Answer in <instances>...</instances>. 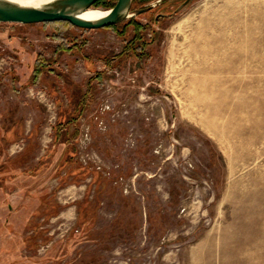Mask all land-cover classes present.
Wrapping results in <instances>:
<instances>
[{
	"label": "rangeland",
	"instance_id": "obj_1",
	"mask_svg": "<svg viewBox=\"0 0 264 264\" xmlns=\"http://www.w3.org/2000/svg\"><path fill=\"white\" fill-rule=\"evenodd\" d=\"M150 6L0 23V264H264V0Z\"/></svg>",
	"mask_w": 264,
	"mask_h": 264
},
{
	"label": "water",
	"instance_id": "obj_2",
	"mask_svg": "<svg viewBox=\"0 0 264 264\" xmlns=\"http://www.w3.org/2000/svg\"><path fill=\"white\" fill-rule=\"evenodd\" d=\"M99 0H53L40 7H27L9 0H0V23L8 24H43L67 22L83 30H98L117 25L134 15L149 11L153 6L131 13L132 0H116L113 7L100 9L107 15L98 20H86L80 16L96 9Z\"/></svg>",
	"mask_w": 264,
	"mask_h": 264
},
{
	"label": "bare ground",
	"instance_id": "obj_3",
	"mask_svg": "<svg viewBox=\"0 0 264 264\" xmlns=\"http://www.w3.org/2000/svg\"><path fill=\"white\" fill-rule=\"evenodd\" d=\"M9 1L20 4L22 6L37 8L49 2H52L53 0H9ZM106 15H107V12H104L102 10H95V11L90 10V11L83 13L80 17L86 20H98L100 18H103Z\"/></svg>",
	"mask_w": 264,
	"mask_h": 264
},
{
	"label": "trees",
	"instance_id": "obj_4",
	"mask_svg": "<svg viewBox=\"0 0 264 264\" xmlns=\"http://www.w3.org/2000/svg\"><path fill=\"white\" fill-rule=\"evenodd\" d=\"M106 1L112 3V1H114V0H99V1L95 4V7L101 5L102 3L106 2ZM114 4H115V3H113V4L111 5V7H113ZM111 7H110V8H111ZM61 23H65V24L70 25V24L67 23V22H61ZM71 26H72V25H71ZM113 27H114V26L107 27V28H113ZM41 63H43V62H41ZM39 73H40V70H39V68H37V70L35 71V80L37 79Z\"/></svg>",
	"mask_w": 264,
	"mask_h": 264
}]
</instances>
